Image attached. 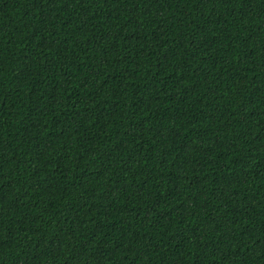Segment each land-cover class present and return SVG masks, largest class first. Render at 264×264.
Here are the masks:
<instances>
[{"label":"trees","instance_id":"obj_1","mask_svg":"<svg viewBox=\"0 0 264 264\" xmlns=\"http://www.w3.org/2000/svg\"><path fill=\"white\" fill-rule=\"evenodd\" d=\"M0 264H264V0H0Z\"/></svg>","mask_w":264,"mask_h":264}]
</instances>
